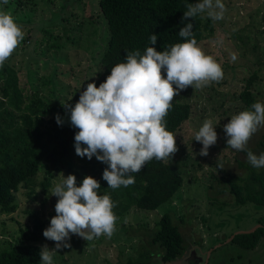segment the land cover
<instances>
[{"label":"rangeland","instance_id":"rangeland-1","mask_svg":"<svg viewBox=\"0 0 264 264\" xmlns=\"http://www.w3.org/2000/svg\"><path fill=\"white\" fill-rule=\"evenodd\" d=\"M99 1L9 0L7 5H0L16 18L27 41L37 39L30 52L23 41L7 62L19 72L24 85L37 88L48 102L77 103L87 85L96 83L103 72L101 60L108 47L109 27ZM222 2L227 9L224 19L214 22L203 14L208 28L199 46L221 64L224 78L202 89L188 87L178 95L181 101L192 104V116L176 134L178 152L168 160L175 159V166L183 172V187L158 211L133 209L127 218L117 220L111 238L101 236L86 241L70 234L71 239L66 242L71 247L60 249L53 257L54 264H128L130 258L133 264H264V237L254 250L234 241L236 234L264 223L263 204L259 199L251 201V196L263 192L260 178L255 175L264 176V167H253L247 160V151L227 148L223 130L232 116L252 110L240 95L254 73L258 79L251 91L256 102L264 103V0ZM54 43L62 47L52 49ZM206 119L214 121L218 141L204 157L199 155L203 145L195 141V134ZM263 137L261 127L247 149L259 156L262 152L257 146ZM219 156L223 169L216 166ZM61 172L65 178L68 176L65 170L60 171L47 191L42 187L35 189L34 198L25 188L16 194V212L0 215V250L17 243L21 228H32L37 217L50 223L58 200L52 196V189ZM44 176L39 174L37 183ZM232 185H237L239 199L232 192ZM165 213L171 214L178 224L187 251L183 258L169 263L151 251L152 261L147 263L140 253L150 240L146 233L153 232ZM45 244L54 249L56 242L43 238L39 245Z\"/></svg>","mask_w":264,"mask_h":264},{"label":"clouds","instance_id":"clouds-1","mask_svg":"<svg viewBox=\"0 0 264 264\" xmlns=\"http://www.w3.org/2000/svg\"><path fill=\"white\" fill-rule=\"evenodd\" d=\"M8 3L9 0H0V5ZM186 7L188 10L182 18L185 21L206 13L215 22L224 19L227 11L222 0H198ZM193 27L188 23L181 28L178 35L184 42L168 50L160 52L151 46L143 54L139 50L128 52L125 62L112 67L111 74L99 87L95 83L87 85L74 107L61 103L70 113L71 126L79 130L74 137L76 155L87 157L89 161L95 157L106 164L102 178L109 188L134 184L131 174L140 172L153 159L165 162L172 159L178 152L176 135L167 130L165 118L175 97L188 87L202 89L224 78L221 64L198 45ZM25 35L16 18L0 7V68L24 41ZM157 39L155 34L151 35V45H155ZM251 109L232 116L223 130L227 148L247 151L248 162L262 168L264 153L257 156L247 145L264 127V103L256 102ZM55 119L57 124L63 125L59 114ZM215 129L214 121L206 119L196 132L195 141L203 145L200 156H208L209 149L216 145ZM219 158L216 166L223 169ZM58 178L59 182L54 181L52 189V196L58 198L56 215L43 232L47 240L56 244L54 249L46 244L42 246L41 264H54L53 257L58 251L71 247L66 242L71 235L86 241L101 236L111 238L118 220L114 212L116 203L109 195L98 193L101 185L96 179L87 176L77 186L75 175L65 178L61 172Z\"/></svg>","mask_w":264,"mask_h":264},{"label":"trees","instance_id":"trees-1","mask_svg":"<svg viewBox=\"0 0 264 264\" xmlns=\"http://www.w3.org/2000/svg\"><path fill=\"white\" fill-rule=\"evenodd\" d=\"M198 0H100L99 7L108 22L109 41L102 57L103 72L96 81V86L106 81L111 68L125 62L128 52L139 50L143 54L147 47H155L157 51L170 49L176 43H183L184 38L178 35L181 28L188 23L193 24L194 37L200 45L204 31L208 26L204 23V15L183 20L187 11L186 5L195 4ZM155 34L158 39L151 45L150 36ZM53 38L50 34V39ZM53 40V39H51ZM33 41V44H32ZM24 40L30 51L37 45V39L31 42ZM54 43L52 49H60ZM166 78V73L164 74ZM258 79L254 73L241 93V99L248 108L256 103L251 87ZM72 107L76 103H67ZM59 114L63 125L56 122ZM192 104L181 101L178 96L173 107L165 118L167 130L175 135L190 121ZM79 130L70 124V113L61 104L48 102L37 88L29 87L21 82L19 72L6 61L0 68V215L15 213L16 194L21 188L30 190V198H34L35 189L42 187L47 191L52 185L56 174L65 170L66 174L77 177V186L83 179L91 176L101 188L100 195H109L116 203L114 212L118 220L127 218L133 209L145 213H154L169 203L181 190L184 184L183 172L174 164V160L157 161L153 159L138 173L131 175L135 183L111 189L103 172L108 166L95 157L88 160L75 152V134ZM258 149L264 153V137L258 143ZM174 158V157H173ZM44 174V180L37 183V176ZM259 177L260 189L263 192L251 196L264 206V176ZM232 178V176H230ZM232 192L238 195L237 185H232ZM243 203H245L243 201ZM46 220L37 217L33 227L21 228L22 235L10 249L0 250V264H41L39 242L47 229ZM144 237V236H143ZM147 244L143 245L141 259L151 262V251H156L164 263L177 262L187 251V243L173 216L165 213L157 221L152 233H146ZM264 237V223L255 232L239 233L234 238L243 248L254 250ZM154 248V249H153ZM157 248L159 249L157 251ZM159 251L161 253H159ZM128 264H133V258Z\"/></svg>","mask_w":264,"mask_h":264},{"label":"water","instance_id":"water-1","mask_svg":"<svg viewBox=\"0 0 264 264\" xmlns=\"http://www.w3.org/2000/svg\"><path fill=\"white\" fill-rule=\"evenodd\" d=\"M260 227H262V226H258V227H256L255 229H253V230H251V231H249V232H242L243 234H248V233H252V232H255L258 228H260ZM239 234V233H238ZM237 235V234H236Z\"/></svg>","mask_w":264,"mask_h":264}]
</instances>
